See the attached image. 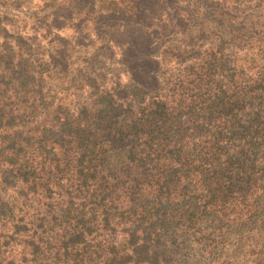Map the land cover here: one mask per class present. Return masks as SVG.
Returning <instances> with one entry per match:
<instances>
[{"label": "trees", "instance_id": "obj_1", "mask_svg": "<svg viewBox=\"0 0 264 264\" xmlns=\"http://www.w3.org/2000/svg\"><path fill=\"white\" fill-rule=\"evenodd\" d=\"M27 1L0 0V264H264V13L210 16L196 45L148 40L145 85L98 59L106 32L79 59L59 36L53 53L8 32ZM87 1L27 17L81 29L157 7Z\"/></svg>", "mask_w": 264, "mask_h": 264}, {"label": "rangeland", "instance_id": "obj_2", "mask_svg": "<svg viewBox=\"0 0 264 264\" xmlns=\"http://www.w3.org/2000/svg\"><path fill=\"white\" fill-rule=\"evenodd\" d=\"M199 1L218 4L220 7L211 12V15L209 11L199 5ZM27 2L29 8H22V13L15 16L17 19L12 21V25L8 22V32L19 31L27 40L33 41L34 45L48 49V52L53 50L51 51L53 53L56 48L60 47V42H52L50 39L59 36L62 38L61 40L68 42L64 41L62 44L66 43L65 46H68L69 49L73 46V53H71L73 59H79L81 57L80 54H82L78 52L77 46L86 45L87 43L93 44L97 31L102 34L106 32L108 35L106 42L101 43L99 39L95 40L96 44L94 43L95 52L102 54L104 58L101 59L100 57L98 59L106 65L115 60V64H110L114 66H117L119 61H124L126 65H129L132 76L134 75L142 80L145 85H151L155 82L151 76H147L145 71L140 70L136 57L142 55L141 53L138 54L139 50L145 47L148 40H151V44H154L151 49H159L170 42L196 45L200 43L203 35L202 31L205 28L204 26L208 25L210 16H215L221 20L222 25L212 24V22L210 24L213 29H220V26H239L240 21L246 23L255 20V18L264 13V0H142L146 5L157 4L154 14L149 15L151 16L150 18L140 16L134 22L135 17L111 14L98 17L99 21L97 22L96 18H92L94 14L90 13V18L83 23V27L76 29L73 23L79 24V19L62 25L55 20V15L50 16V14H47V17L42 20L44 22L43 28L38 29L37 22L32 23V18L27 16L41 0H30ZM87 2V0H59V10L55 8L53 11L62 12L64 5L68 7L66 10L72 9L75 11L84 4L86 5ZM23 12H25V15H23ZM47 12L49 13V10ZM125 43L130 44L129 50L126 52L122 47L120 48V45H126ZM93 48L91 49L92 52L94 51ZM113 52V59H108ZM153 56H156V54H153ZM84 58L87 59L88 57ZM119 78L120 81H125L127 73L121 71Z\"/></svg>", "mask_w": 264, "mask_h": 264}]
</instances>
